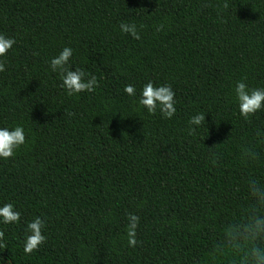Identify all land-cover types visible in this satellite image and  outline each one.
I'll return each mask as SVG.
<instances>
[{
    "label": "trees",
    "instance_id": "16d2710c",
    "mask_svg": "<svg viewBox=\"0 0 264 264\" xmlns=\"http://www.w3.org/2000/svg\"><path fill=\"white\" fill-rule=\"evenodd\" d=\"M0 34L16 40L0 128L26 138L0 159V207L21 213L0 222V264H261L264 109L244 120L235 87L264 88V0H0ZM64 47L94 92L61 87L50 61ZM149 80L175 92L171 119L139 105ZM36 217L47 239L26 255Z\"/></svg>",
    "mask_w": 264,
    "mask_h": 264
},
{
    "label": "clouds",
    "instance_id": "9594fccd",
    "mask_svg": "<svg viewBox=\"0 0 264 264\" xmlns=\"http://www.w3.org/2000/svg\"><path fill=\"white\" fill-rule=\"evenodd\" d=\"M223 7L227 8V3H225ZM119 27L122 33L130 34L136 40L140 39L135 24L121 22ZM159 30L158 28V31ZM15 43L16 40L14 38L5 37L3 34H0V57L6 56ZM72 55L73 50L70 47H64L59 55L50 61L51 70L60 74L62 80L61 87L69 96L82 92H94L99 86L97 78L91 76L89 79H85L87 73L83 70H72L68 66V62ZM4 71L5 64L4 62H0V72ZM124 92L128 96H135L136 88L132 84H127L124 87ZM235 95L239 113L244 120H248L258 111L264 109V88L249 89L243 81H240L236 84ZM138 103L143 108H146L147 112L152 115H155L157 109H159L165 119H171L176 113V108L174 106L176 103L175 92L169 84L156 87L153 82L149 80L142 88ZM203 122H205L204 113L192 116L189 120V134L194 135L196 132V128L191 126H200ZM25 140L24 129L21 126H16L13 130L0 128V159L7 160L13 157L15 150L24 145ZM0 218H2L0 222L3 224L19 223L21 213L14 210V205L12 203H5L0 207ZM127 219L129 221L127 225L128 245L129 247L135 248L138 244L136 230L139 225L140 217L129 213ZM44 227L45 221L39 217L27 223L23 242V251L26 255L33 254L46 242L47 238L42 234V229ZM4 236V231L0 230V242L3 241ZM0 247H6V245L0 243ZM261 264H264V260L261 261Z\"/></svg>",
    "mask_w": 264,
    "mask_h": 264
}]
</instances>
